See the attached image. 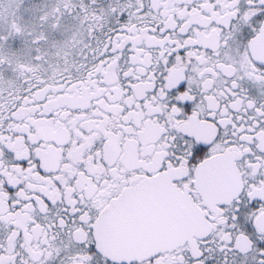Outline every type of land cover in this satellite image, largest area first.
Segmentation results:
<instances>
[{"label":"snow or ice","instance_id":"6c2138e0","mask_svg":"<svg viewBox=\"0 0 264 264\" xmlns=\"http://www.w3.org/2000/svg\"><path fill=\"white\" fill-rule=\"evenodd\" d=\"M0 264H264V0H0Z\"/></svg>","mask_w":264,"mask_h":264}]
</instances>
